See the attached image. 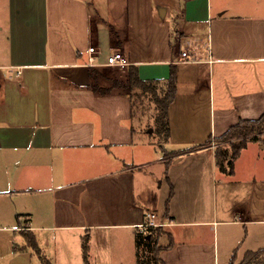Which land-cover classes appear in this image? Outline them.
<instances>
[{
  "label": "crops",
  "instance_id": "obj_1",
  "mask_svg": "<svg viewBox=\"0 0 264 264\" xmlns=\"http://www.w3.org/2000/svg\"><path fill=\"white\" fill-rule=\"evenodd\" d=\"M117 50L127 79L176 70L162 144L127 88L95 76ZM263 114L264 0H0V264H112L117 231L138 264L149 211L167 264L242 261L264 247V133L231 171L215 142L188 149Z\"/></svg>",
  "mask_w": 264,
  "mask_h": 264
},
{
  "label": "trees",
  "instance_id": "obj_2",
  "mask_svg": "<svg viewBox=\"0 0 264 264\" xmlns=\"http://www.w3.org/2000/svg\"><path fill=\"white\" fill-rule=\"evenodd\" d=\"M129 82L131 86L134 87H141L145 91H150L154 96L155 100L160 108V113L157 116V123H158V132L160 134H165V138L167 139L170 135V124H169V107L170 104L176 97L177 93V80H176V70L172 69L171 75L169 79L165 82L167 84V88H165L164 96H160L158 92V85L162 84V81L156 80H144L139 75V70L137 66L131 65L128 70ZM262 124H264V114L258 119H241L238 123L232 125L227 131H225L222 135L217 136L213 139L208 140L206 143L201 145H195L188 150H195L197 148L211 145L213 141H222V140H229V139H240L241 142L238 145H233L234 149L232 155L228 158L227 152H222V150H217V158L218 164L222 170H227L226 164L229 166L230 171L233 170L234 159L239 155L242 148H244L249 140L251 134H256L252 138H258V133L256 132ZM264 133V132H263ZM262 133V134H263ZM185 150H176L168 152L171 155H176ZM167 155V152L165 153ZM169 156V158H170ZM170 160L168 159V164ZM153 230L158 234L156 236L153 231L150 234V243L153 245V250L155 252L156 263L157 264H167L164 258L162 257V251L169 247V245H163L159 243V237L162 234H166L165 225H160L158 227H153ZM27 241L30 245H32L37 250H40L38 242L33 234L27 233L26 234ZM144 241V234L142 232H137L136 234V243H137V255L138 261L140 263V247ZM152 242V243H151ZM85 250V257L87 258V246L84 245ZM253 256L255 264H264V247L258 250H250L247 251L242 262L245 263L246 260ZM237 258V254L234 253V256L230 262V264H234L235 259ZM44 262L46 264H50L47 258H44Z\"/></svg>",
  "mask_w": 264,
  "mask_h": 264
},
{
  "label": "rangeland",
  "instance_id": "obj_3",
  "mask_svg": "<svg viewBox=\"0 0 264 264\" xmlns=\"http://www.w3.org/2000/svg\"><path fill=\"white\" fill-rule=\"evenodd\" d=\"M108 53V51H106ZM104 54L107 57V54ZM121 67H104L101 71L98 70L96 73V78H99V81L102 82L101 85H112V86H124L131 93L134 100V118L135 124L138 127H142L146 132L151 133L153 140L162 144L165 140V134H160L158 132V123L157 116L160 113V108L155 100V96L150 91H145L141 87H134L130 85L129 80L126 78L127 73L123 72ZM125 78V79H124ZM99 81L97 84H99ZM165 88H167V84L164 82L158 85V92L160 96H164ZM256 132L258 133L257 137H261L264 132V124H262ZM256 134H251L249 138L254 137ZM216 144L217 150H222V152H227L228 158L232 155L234 146L238 145L241 140L240 139H229L222 141H213ZM166 156H170L167 152ZM252 230V228H251ZM153 233L158 236V234L153 230V227L150 228L147 232H142L144 234V241L140 247V263L138 264H157L155 252L153 250V245L149 244L150 234ZM121 232L117 231L114 235L113 242V250H112V264H133L132 257H134V249L133 252L129 248L130 242L124 236H120ZM246 234H248L246 232ZM166 234H162L159 237V243H162L161 240L165 238ZM119 236V237H118ZM253 242V237L249 236L246 244L249 245ZM246 244L242 247H245ZM117 249V250H116ZM138 252V251H137ZM138 257V255H137ZM134 261V260H133ZM34 264H41L40 261H35ZM234 264H255L253 256L243 263L242 261H238V257L235 259Z\"/></svg>",
  "mask_w": 264,
  "mask_h": 264
},
{
  "label": "built area",
  "instance_id": "obj_4",
  "mask_svg": "<svg viewBox=\"0 0 264 264\" xmlns=\"http://www.w3.org/2000/svg\"><path fill=\"white\" fill-rule=\"evenodd\" d=\"M89 50L90 52H96V49L94 46L90 47ZM93 59L94 57H91V60ZM181 60L184 62L198 61L199 59H198V53L196 51V48L194 46H190L186 48L185 50H182ZM105 64L109 66L126 68L127 66L130 65V62L126 58L123 51L117 50L108 56V59ZM160 225H166V224L164 221L158 220L156 212L149 211L146 214L145 221L140 225L139 231L147 232L150 228L158 227Z\"/></svg>",
  "mask_w": 264,
  "mask_h": 264
}]
</instances>
